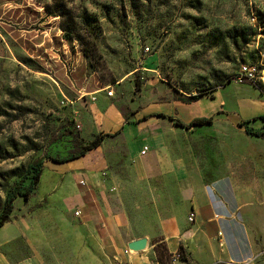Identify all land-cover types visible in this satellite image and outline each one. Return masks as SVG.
Segmentation results:
<instances>
[{
	"label": "crops",
	"instance_id": "0c3cea01",
	"mask_svg": "<svg viewBox=\"0 0 264 264\" xmlns=\"http://www.w3.org/2000/svg\"><path fill=\"white\" fill-rule=\"evenodd\" d=\"M12 8L10 0H0V59L12 54ZM37 37H23L24 44L40 48ZM101 91L82 86L75 102L87 103L82 132L90 140L106 136L77 158L43 161L33 194L17 198L0 227V264H156L157 242L169 255L181 250V264H264V149L238 155L233 147L236 126L246 142L263 145L264 139L244 135L242 122L260 129L255 123L264 106L205 110L172 99L130 112L97 100ZM167 116L183 125L209 118L207 126L195 127L215 128L226 138L225 161L211 143L197 149L190 143L194 126L184 129ZM141 238L153 254L127 249Z\"/></svg>",
	"mask_w": 264,
	"mask_h": 264
},
{
	"label": "rangeland",
	"instance_id": "374dc122",
	"mask_svg": "<svg viewBox=\"0 0 264 264\" xmlns=\"http://www.w3.org/2000/svg\"><path fill=\"white\" fill-rule=\"evenodd\" d=\"M10 4L13 49L8 59H0V210L6 192L29 164L67 155L76 142L84 146L91 141L81 124L87 103L75 102L82 86L99 88L97 100L104 97L130 112L197 94L201 96L193 105L205 110L264 106V0ZM35 35L40 48L24 44L23 37ZM243 65L255 69L252 80L241 74ZM167 118L179 126L178 120ZM255 126L261 128L262 122ZM193 128L187 132L190 143L196 149L211 143L212 153L223 163L226 138L215 128ZM239 129H233L238 155L264 149V143L246 142ZM148 251L153 254L150 246L142 252ZM153 252L156 264H171L162 242Z\"/></svg>",
	"mask_w": 264,
	"mask_h": 264
},
{
	"label": "trees",
	"instance_id": "16d2710c",
	"mask_svg": "<svg viewBox=\"0 0 264 264\" xmlns=\"http://www.w3.org/2000/svg\"><path fill=\"white\" fill-rule=\"evenodd\" d=\"M200 96H201L200 94H197L189 97H184L182 99L186 102H197ZM256 119H260L263 121L262 127L260 129H254L252 127H249L248 125H244L247 124L248 121H243L242 124L244 126V131H243L244 135L264 139V116L257 117ZM210 123H211L210 119H204V118L194 119L188 125H183L182 123L176 121L177 125L182 127L186 126L187 128L192 126H204ZM105 136L106 135H101V134L96 135L89 143H87L84 146L76 142L75 147L71 149L66 156L63 157L57 155L47 156L44 158V160H51L53 162L60 163L71 160L73 158H77L83 155L86 151L97 147ZM44 160L38 159L34 161L32 164H29L26 168L25 175L11 189H9L6 192L2 203V208L0 210V227L4 223L10 220V216L12 214L14 207V201L17 198H21L22 200H27L33 194L34 190L36 189L38 179L43 168ZM25 180H28L27 184L24 183ZM154 247L156 248V245ZM183 260L186 261V258L184 257Z\"/></svg>",
	"mask_w": 264,
	"mask_h": 264
},
{
	"label": "built area",
	"instance_id": "2783aa9c",
	"mask_svg": "<svg viewBox=\"0 0 264 264\" xmlns=\"http://www.w3.org/2000/svg\"><path fill=\"white\" fill-rule=\"evenodd\" d=\"M254 72H255V69L254 68H251V67H247L245 65H243L241 67V74L245 77V79L247 80H252L253 77H254ZM111 93L108 94V96L110 95ZM91 100H94L93 98ZM148 147H143V150L141 151V154H144L146 151H147ZM81 185H83V182H80ZM75 216L79 215V212H75L74 213ZM188 220L189 221H192L193 220V214H189L188 216ZM184 257L186 258L185 254L182 253L180 250L174 252V253H171L169 255V261L171 264H181V262H183L184 260ZM189 264H198L196 262H191Z\"/></svg>",
	"mask_w": 264,
	"mask_h": 264
},
{
	"label": "water",
	"instance_id": "95a60500",
	"mask_svg": "<svg viewBox=\"0 0 264 264\" xmlns=\"http://www.w3.org/2000/svg\"><path fill=\"white\" fill-rule=\"evenodd\" d=\"M146 239L141 238L128 243L127 249L132 252H140L146 248Z\"/></svg>",
	"mask_w": 264,
	"mask_h": 264
}]
</instances>
